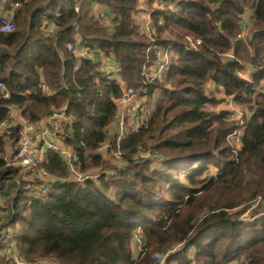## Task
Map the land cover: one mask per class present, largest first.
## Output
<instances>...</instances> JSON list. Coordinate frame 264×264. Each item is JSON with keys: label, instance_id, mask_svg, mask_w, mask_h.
Returning a JSON list of instances; mask_svg holds the SVG:
<instances>
[{"label": "trees", "instance_id": "16d2710c", "mask_svg": "<svg viewBox=\"0 0 264 264\" xmlns=\"http://www.w3.org/2000/svg\"><path fill=\"white\" fill-rule=\"evenodd\" d=\"M139 1L0 0L4 11L14 8V30L0 33V83L9 95L0 93V124L12 122V110L34 125L65 107L73 120L57 122L51 134L76 153L80 173L101 171L71 183L60 155L47 151L41 167L53 181L40 196L33 171L4 159L18 151L13 126L0 135L1 234L14 230L29 264H264V215L241 218L251 202L264 201V0H171L152 11L151 39L134 21ZM96 5L112 17L109 29ZM76 37L114 59L127 87L146 90L143 107L153 101L147 125L118 145L109 141L105 155L103 132L122 91L100 78L98 63L66 50ZM151 47L170 48V64L145 85ZM209 85L242 119L207 110L223 101ZM110 150L125 161L143 158L132 173L119 172Z\"/></svg>", "mask_w": 264, "mask_h": 264}, {"label": "built area", "instance_id": "2783aa9c", "mask_svg": "<svg viewBox=\"0 0 264 264\" xmlns=\"http://www.w3.org/2000/svg\"><path fill=\"white\" fill-rule=\"evenodd\" d=\"M150 0H140L137 9L134 13V21L137 26L138 32L148 39H151L152 29L150 15L153 10L162 9L165 6H172L171 0H157L154 3V9L146 11L142 6H147ZM14 8L8 10L6 13L0 15V33L8 34L14 30V20H13ZM75 8V12H77ZM104 25L109 29L111 27V16L100 14ZM46 35L52 36L54 25L51 23H46ZM66 50L71 52L77 59L80 57L83 60L98 63L100 78L104 79L109 83H114L121 88V97L117 99L116 106L117 111L113 116L111 125L103 132V136L106 138L105 143L99 149V153L102 154L103 151L110 148L109 141L115 142L118 145L122 139L128 135L130 132H136L139 129L147 125L148 117L143 116L142 107L145 101L143 94L145 95L146 90L140 89L135 90L133 88L127 87L120 78V66L111 57L105 56L98 49L91 50L89 47L85 46L81 42L74 46L71 43L66 44ZM149 51L153 52V61L144 67L142 71V77L146 84H150L169 69L170 64V48H150ZM79 60V59H78ZM144 85V86H145ZM41 89L47 92L48 89L41 85ZM142 92V95L140 94ZM0 93L4 99H8L9 95L5 89V86L0 83ZM66 108L59 110H54L48 117L49 123L51 122H71L73 117L66 114ZM233 119V115L231 118ZM15 126L11 121H4L0 124V135L9 136L11 128ZM16 126L20 127V138L18 142V151L13 157L11 164L13 166H20L22 168H27L35 174V176L41 180L42 186L40 187V196H44L49 188V183L53 180L48 175V173L41 167V155H44L47 151H54L62 158L66 169H67V180L74 184H81L87 180H94L98 175L93 176L91 173H80L77 170L78 157L75 152L67 149L61 141L47 140L46 137L52 135L48 130L40 131L36 125H29L26 122H22ZM235 144L240 145L238 138L235 139ZM111 159L115 162H120L123 157L120 153L110 150ZM116 175L119 176L118 173ZM256 204L260 205L262 210H264V201L258 199ZM245 215V214H244ZM242 215V217L244 216ZM264 215V213H262ZM1 215H0V236L1 234ZM0 259H4L7 264H29L22 261L18 255L17 249L12 238V235L6 234L0 237ZM140 247H141V242ZM34 264H49L43 262H36Z\"/></svg>", "mask_w": 264, "mask_h": 264}, {"label": "rangeland", "instance_id": "374dc122", "mask_svg": "<svg viewBox=\"0 0 264 264\" xmlns=\"http://www.w3.org/2000/svg\"><path fill=\"white\" fill-rule=\"evenodd\" d=\"M155 1L157 0H152V2L148 3L147 6L143 5L142 7L146 10V11H149V10H152L154 9V3ZM244 25H246V21L248 19V14L247 16L244 15ZM104 23V21H102ZM246 31V29H245ZM245 31L244 29L241 30L242 32V36L245 35ZM243 78H246V76L244 75ZM261 91H264V83L261 84V87H260ZM208 91H211L215 97V99L217 100H223L220 104L217 105V107H215L214 109L211 107V106H208L206 107L207 110L209 111H227L230 113V115H233V119L234 121H239L240 119H242V110H240L239 108L235 107L231 101L230 98H226L224 97V95L219 92V91H216L215 89H213V86L212 85H209V90ZM151 105H153V101L151 103H147L143 108H142V114L143 116H148L150 114V110H151ZM231 140V138H230ZM232 142V141H231ZM11 148H6V152L9 153V151ZM148 153V152H147ZM103 154L105 155V150L103 151ZM123 157V156H122ZM129 158V157H128ZM140 158H143V157H140ZM140 158H133L132 160H126L127 159L125 156H124V159L120 161L119 164H121L119 166V164L117 165L115 162H112L110 163L111 167L113 169L116 170V167H118V171L119 172H124V171H127V172H130L132 173L133 170H134V167H135V163L140 159ZM4 159L7 161L8 165L10 166H13V164H11V161L13 159H8V156H4ZM154 164V163H153ZM117 165V166H116ZM155 165V164H154ZM15 167V166H14ZM101 171L98 169V170H94V171H90L91 175L93 176H96L100 173ZM118 173V172H117ZM116 178L118 177V175L115 176ZM262 213H264V210H262L261 206L256 204V203H250L249 204V208L248 210L245 212V215L241 218L243 219H246V220H252V219H255L257 217H259L260 215H262ZM1 215V213H0ZM1 223H2V220H1ZM141 240V238L139 236H136L134 237L133 239V243H132V253H133V257L136 258V256L138 255V252L141 250V247H140V243L139 241ZM39 262H45V263H49V264H54L53 262H50L48 260H38ZM36 261V262H38ZM0 264H7L6 261H4V259H0Z\"/></svg>", "mask_w": 264, "mask_h": 264}, {"label": "crops", "instance_id": "0c3cea01", "mask_svg": "<svg viewBox=\"0 0 264 264\" xmlns=\"http://www.w3.org/2000/svg\"><path fill=\"white\" fill-rule=\"evenodd\" d=\"M0 9H1V10H0V15L6 13V11H4V7H3V8H0ZM94 12H95L96 14L105 13L103 7L98 6V5H96V6L94 7ZM76 42H77L78 44L81 42V40H80L79 37H76ZM78 59H79V61H82V60H83V59L80 58V57H79ZM11 120H12L13 125H15V126L18 125V124H21V123L23 122V120L21 119L19 113H18L17 111H14V110H12V112H11ZM57 124H58L57 122H51V123H49V121H48V117H47V118L43 119L42 121H40L39 123H36L35 125H36V127L38 128L39 132H40V131H44V130H48V132L51 133V129H50L51 126L54 127V126H56ZM46 139H47V140L59 141V139H58V138H55L53 135H50L49 137H46ZM42 158H43V155H41V159H42ZM2 234H3L4 236H5L6 234H8V235H12V236H13V234H14V230H12L11 228H7V229L4 231V233L2 232ZM0 247H2L1 243H0Z\"/></svg>", "mask_w": 264, "mask_h": 264}]
</instances>
